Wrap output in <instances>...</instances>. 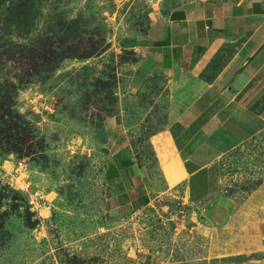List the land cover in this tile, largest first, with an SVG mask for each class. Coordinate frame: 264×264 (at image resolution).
Listing matches in <instances>:
<instances>
[{"label": "rangeland", "instance_id": "1", "mask_svg": "<svg viewBox=\"0 0 264 264\" xmlns=\"http://www.w3.org/2000/svg\"><path fill=\"white\" fill-rule=\"evenodd\" d=\"M162 1L184 0H0V264H204L205 240L175 231L192 210L180 199L105 216L106 121L146 158L167 122L165 80L133 89L138 58L121 48ZM225 160L224 193H251L264 133Z\"/></svg>", "mask_w": 264, "mask_h": 264}, {"label": "crops", "instance_id": "2", "mask_svg": "<svg viewBox=\"0 0 264 264\" xmlns=\"http://www.w3.org/2000/svg\"><path fill=\"white\" fill-rule=\"evenodd\" d=\"M149 20L121 48L138 58L133 89L165 80L167 122L146 158L120 119L106 121L105 216L118 223L180 199L192 210L175 231L205 240L195 262L264 264V180L249 194L223 191L226 157L264 133V0L162 1Z\"/></svg>", "mask_w": 264, "mask_h": 264}, {"label": "built area", "instance_id": "3", "mask_svg": "<svg viewBox=\"0 0 264 264\" xmlns=\"http://www.w3.org/2000/svg\"><path fill=\"white\" fill-rule=\"evenodd\" d=\"M20 190H21V191H24V187H20Z\"/></svg>", "mask_w": 264, "mask_h": 264}]
</instances>
